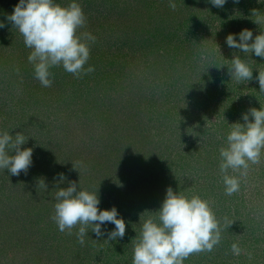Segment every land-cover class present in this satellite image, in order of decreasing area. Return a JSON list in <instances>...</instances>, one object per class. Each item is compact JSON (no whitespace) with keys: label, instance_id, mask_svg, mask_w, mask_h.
Instances as JSON below:
<instances>
[{"label":"rangeland","instance_id":"1","mask_svg":"<svg viewBox=\"0 0 264 264\" xmlns=\"http://www.w3.org/2000/svg\"><path fill=\"white\" fill-rule=\"evenodd\" d=\"M199 1L173 0L172 10L169 0H75L86 16L77 32L90 47L84 67L94 71L77 78L53 67L54 82L46 88L34 78L31 49L6 20L19 0H0V22L6 25L0 29V133L22 132L28 141L21 149H33L27 174L0 169V264H132L142 225L149 218L159 222L169 187L208 201L221 228V242L211 252L193 253L183 264H264V150L246 175L229 169L239 179V190L229 196L220 153L207 156L193 144L199 139L201 149L213 152L227 147L232 124L244 123L254 95L261 104L253 105L264 109L255 79L264 72L256 66L264 59L225 43L244 29L254 39L260 23L234 20L241 0H227L221 9ZM72 2L55 0L61 7ZM162 53L188 60L183 69L190 62L199 75L168 81L170 58ZM237 55L253 69V80L237 83L228 75ZM73 181L79 190L98 194L100 210L116 207L126 223L123 239L105 241L107 235L98 238L89 226L81 245L79 225L71 235L59 231L51 219L56 191ZM255 237L261 239L257 251L248 243ZM234 243L243 257L232 253Z\"/></svg>","mask_w":264,"mask_h":264},{"label":"clouds","instance_id":"2","mask_svg":"<svg viewBox=\"0 0 264 264\" xmlns=\"http://www.w3.org/2000/svg\"><path fill=\"white\" fill-rule=\"evenodd\" d=\"M214 7L223 8L227 0H208ZM239 0H234L238 3ZM168 6L175 10L173 0ZM13 27L18 29L24 38L25 47L31 49L28 62L34 67V78L42 87L53 84V67L62 66L74 77H81L94 71V67L85 65L90 59V47L82 42L77 35L80 28L86 24V16L81 6L72 2L68 7H61L55 0H19L11 15L6 17ZM257 20L255 23L258 24ZM6 25L0 22V29ZM87 40L94 41V37L85 34ZM238 35V40H237ZM252 41L251 43H249ZM226 45L243 53H254L256 57L264 59V33L256 35L248 29L239 34H229ZM220 51V50H219ZM232 67L228 68V75L237 83L253 80V69L248 63L234 56ZM255 78L264 93V72L258 71ZM252 121H249V117ZM244 121L232 124L227 135V147L220 149V172L223 176L225 194L231 196L239 190V179L228 174L229 169L241 170L246 175L249 163L258 164L264 150V109L251 108L242 114ZM28 138L22 132L15 136L8 132L0 133V169L7 170L11 175L19 176L21 172L27 174L32 166V148L21 149ZM9 151L13 154L9 155ZM75 169V168H74ZM63 182L65 176L58 174ZM44 184V182H43ZM46 187V185L44 184ZM54 205L55 214L51 217L60 232L71 230L79 225L77 241L84 245V237L88 227L96 237L107 235L105 241L123 239L126 223L118 218L115 206L110 210H100L101 203L97 193L79 190V185L73 181L67 188H58ZM158 223L149 218L141 229L140 237L134 247L132 264H183L193 253L211 252L221 242V228L208 201L199 196L188 198L174 193L169 187L166 197L159 209ZM106 223L115 226L114 230L102 229ZM228 227L231 224L227 225ZM234 255H240L241 249L237 244L231 246Z\"/></svg>","mask_w":264,"mask_h":264},{"label":"trees","instance_id":"3","mask_svg":"<svg viewBox=\"0 0 264 264\" xmlns=\"http://www.w3.org/2000/svg\"><path fill=\"white\" fill-rule=\"evenodd\" d=\"M190 1H193L194 2V0H189V2ZM199 2H204V3H206V2H208V0H200ZM198 5H199V3H198ZM238 5H243L241 8H239V9H241V12L237 15V16H235V17H233L234 18V20L236 21V20H238V21H244V19H247V23H255L257 20H259L260 22V26H259V28H257V30H258V33H257V35H259V34H261V33H264V13L263 12H260V11H257V10H259V9H257V8H264V0H241L239 3H238ZM225 6V5H224ZM244 6H248V8H247V10L245 11H243V7ZM259 6V7H258ZM257 7V8H256ZM221 9V8H220ZM228 8H226V9H224V10H227ZM219 13H221V11H218V13L217 14H219ZM256 24V23H255ZM254 40V39H253ZM188 41V43L190 44V45H194V46H196V44L194 43V44H191V40L189 39V40H187ZM251 43V42H250ZM189 48H192V50H193V47L192 46H190ZM176 51H177V49H176ZM161 58H170V56L168 55V56H164L163 55V53L161 54V56H160ZM191 57H192V54L190 55V59H191ZM211 58H213L214 59V61L216 62L215 63V65H214V69H217V66H218V64H219V62L218 61H216V59H215V56L214 55H212L211 56ZM219 58V57H218ZM258 58V57H257ZM166 62L167 61V59L165 60H162V63L163 62ZM186 62L188 61V60H185ZM185 61H177V59H176V57H172V59L170 58V62L167 64L168 65V70H169V72H170V75L168 76V81H174L175 80V83L176 82H179V80H181L182 78H184V75L185 76H187V74L188 73H190L191 75H194V73L193 72H195V73H198L197 71V69H199L197 66H196V68L197 69H192L191 68V64H190V62H189V67H188V71H187V69H183L184 67H186L187 68V66L185 65L186 64V62ZM209 62V61H208ZM165 65V64H164ZM194 65H198V61L196 62V64H194ZM257 67H262V70L264 71V62H263V64H260V63H258L257 65H256ZM197 75H199V73L197 74ZM204 76H206V74L204 73L203 74ZM176 76V77H175ZM177 76H178V78H177ZM195 76V75H194ZM226 78V77H225ZM187 80V79H186ZM187 82L190 84V83H192V84H194L193 83V81H191L190 79L189 80H187ZM197 84V83H196ZM210 92L212 93L213 91L211 90V88H210ZM253 99L255 100V101H257L259 104H261V100H260V98L258 97V96H256V95H254L253 96ZM189 100L190 101H188V103L189 104H192V106L194 105V100H192V98H189ZM255 101H254V103H255ZM257 102H256V105H253V104H251V107H250V109L251 108H256L257 110H259V107L260 106H258V104H257ZM248 106V105H247ZM193 109H195L196 110V107L195 108H193ZM246 109H247V112H248V110H249V107H246ZM199 110H201V108H199ZM230 113V112H229ZM225 122H227V121H225ZM196 143H198L199 144V149L202 151V153H204L205 155H207V156H215V152H217V153H220V150L216 147L215 148V151L213 152V150L214 149H209V147L208 148H206V149H201L202 148V146L200 145V140L199 139H195L194 140V143L193 144H196ZM197 145V144H196ZM215 145V144H214ZM219 145H221L222 146V144H220L219 143ZM196 150H197V147H196ZM169 160V159H168ZM173 163H174V161H171V163H169V165H168V167L170 168V167H172V165H173ZM264 169V168H263ZM4 173V172H3ZM0 174H2V172L0 173ZM4 174H6V173H4ZM1 176V175H0ZM221 176V175H220ZM253 176V175H252ZM1 178V177H0ZM218 179V178H217ZM222 182V181H221ZM2 204V203H1ZM0 204V205H1ZM1 207H2V205H1ZM255 233V231H252L251 232V234H254ZM255 236H258V237H260L261 235L259 234V233H257V234H255ZM262 236L264 237V233L262 232ZM260 242H261V239H259V238H257V237H255L254 238V240H250L248 243H251L252 245H254L255 247L254 248H256V251H257V249H259V246H260ZM253 249V248H252ZM240 257H243V255L242 254H240ZM237 258V257H236Z\"/></svg>","mask_w":264,"mask_h":264}]
</instances>
